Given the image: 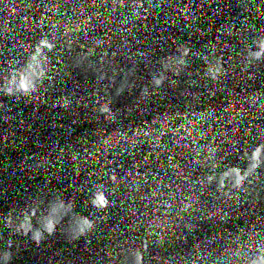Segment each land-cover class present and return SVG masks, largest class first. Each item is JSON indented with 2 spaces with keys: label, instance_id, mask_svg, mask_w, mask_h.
Masks as SVG:
<instances>
[{
  "label": "clouds",
  "instance_id": "9594fccd",
  "mask_svg": "<svg viewBox=\"0 0 264 264\" xmlns=\"http://www.w3.org/2000/svg\"><path fill=\"white\" fill-rule=\"evenodd\" d=\"M90 226V225H89ZM47 231L52 232L54 230V222L49 221L46 226Z\"/></svg>",
  "mask_w": 264,
  "mask_h": 264
},
{
  "label": "snow or ice",
  "instance_id": "6c2138e0",
  "mask_svg": "<svg viewBox=\"0 0 264 264\" xmlns=\"http://www.w3.org/2000/svg\"><path fill=\"white\" fill-rule=\"evenodd\" d=\"M100 202L103 203V197L100 198Z\"/></svg>",
  "mask_w": 264,
  "mask_h": 264
}]
</instances>
